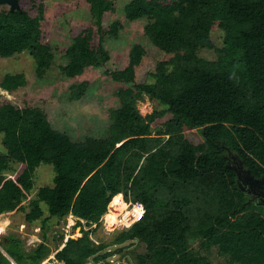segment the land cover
I'll return each mask as SVG.
<instances>
[{"label": "trees", "instance_id": "16d2710c", "mask_svg": "<svg viewBox=\"0 0 264 264\" xmlns=\"http://www.w3.org/2000/svg\"><path fill=\"white\" fill-rule=\"evenodd\" d=\"M87 1L96 29L82 30L67 47L61 68L70 78L107 63L110 55L102 39L116 35L121 26L115 21L107 30L102 27L113 0ZM124 14L129 21L146 18L145 35L171 56L157 63L151 81L135 82L144 54L135 43L126 67L108 72L114 81L130 85L117 90L120 106L110 113L109 136L74 141L53 128L41 108L16 106L0 95L5 148L0 153V216L24 212L25 221H39L42 239L25 249L24 239L8 234L0 238V247L17 264H40L51 252L52 222L72 214L82 235L68 238L54 254L64 264L89 258L111 264L112 255L138 242L146 251L133 264H212L199 252L212 248L223 257L222 264H264V208L248 202L237 182L240 166L264 177V0H129ZM42 16L41 3L36 16L21 5L15 10L0 6V57L28 51L38 77L53 59L43 42ZM214 27L221 31L220 47L211 40ZM203 48L214 50L216 59L199 57ZM24 84L23 74L8 73L0 90L12 93ZM87 85H72L71 97L81 98ZM144 97L163 108L142 115L136 104ZM167 114L170 118L156 123ZM185 128L198 129L203 142L189 141ZM12 162L25 168L8 178L4 172ZM41 163L53 166V183L30 197L32 176ZM119 193L124 200L142 202L145 211L110 243L95 245L90 230L101 225L103 214L116 210ZM196 240L195 250L191 243ZM109 245L121 247L108 250ZM4 252L0 264H12Z\"/></svg>", "mask_w": 264, "mask_h": 264}, {"label": "rangeland", "instance_id": "374dc122", "mask_svg": "<svg viewBox=\"0 0 264 264\" xmlns=\"http://www.w3.org/2000/svg\"><path fill=\"white\" fill-rule=\"evenodd\" d=\"M129 0H113V11L105 12L102 17V27L107 30L110 25L119 21L121 26L116 35H105L102 39L104 48L109 52L110 58L107 63L98 68L87 67L83 73L73 78L67 77L62 66L66 64L67 58L65 51L71 44L73 38L82 30L90 27L96 29L94 20L91 17L89 3L87 0H21L19 5L25 8L31 16L38 14V5H43V16L41 20V30L43 42H46L53 53V59L49 69L43 77H38L35 72V63L28 51L14 54L11 57H0V81L5 74L21 73L24 75L25 84L12 93L0 90L1 98L12 102L16 106H36L41 108L47 115V119L52 127L67 133L72 140H84L91 136L95 138H104L111 134L112 110L120 106L117 90L120 87L130 86L116 82L108 74L110 71L121 70L128 63V54L131 46L140 43L144 47V54L140 64L135 68V82L151 81L149 73L152 72L159 61L167 60L170 54H166L154 46L144 33L146 18L129 21L124 14V6ZM211 40L215 46H221V31L214 27L211 33ZM99 41V35L95 32L93 37L94 44ZM198 56L206 60H214L217 54L212 49H199ZM87 81L88 85L84 95L79 99L71 97V86ZM137 109L142 115L151 113L154 108L162 109L163 106L156 101H151L148 97L137 102ZM170 118L166 115L158 123H162ZM184 136L194 144L203 142L200 131L196 128H185ZM2 133H0V153L5 151L2 145ZM25 168L21 162H12L10 167L4 173L8 178H15ZM54 169L50 164L41 163L36 167L32 180L33 188L30 197H35L38 187L52 185ZM120 195L121 202L114 204L116 210L110 215L106 213L101 216V225L95 230L99 234V240L107 243L112 241L116 234L128 227L119 225L112 227L111 222H116L117 218H122L128 212V207ZM29 201V200H28ZM28 201H25L28 204ZM112 201V200H111ZM42 207L47 213L46 205ZM29 208H27V211ZM109 211V205L107 207ZM24 212L8 213L0 216V238L8 234H14L29 244L33 248L41 239L39 221L29 223L25 221ZM66 218L52 222L49 230V239H53V232L64 233L74 232L76 221L72 218ZM68 222H70L68 224ZM72 222V224H71ZM74 223V225H73ZM85 221L81 220L82 227L89 229L84 225ZM122 223V221H120ZM71 224V225H70ZM111 226V227H109ZM123 226V227H122ZM53 241V240H52ZM121 247L120 245L114 249ZM191 247L199 249L198 241H193ZM121 253H116L109 261L111 264H133L136 261V255L144 253L146 247L143 243H134L131 246L123 248ZM212 264H222L223 257L218 255L215 248L211 251L204 252Z\"/></svg>", "mask_w": 264, "mask_h": 264}, {"label": "water", "instance_id": "95a60500", "mask_svg": "<svg viewBox=\"0 0 264 264\" xmlns=\"http://www.w3.org/2000/svg\"><path fill=\"white\" fill-rule=\"evenodd\" d=\"M1 5H7L10 10L20 8L19 0H0ZM237 182L240 189L249 195L248 202L255 198L254 203L264 208V177L256 178L240 166L237 170ZM0 250L4 252L1 247Z\"/></svg>", "mask_w": 264, "mask_h": 264}, {"label": "crops", "instance_id": "0c3cea01", "mask_svg": "<svg viewBox=\"0 0 264 264\" xmlns=\"http://www.w3.org/2000/svg\"><path fill=\"white\" fill-rule=\"evenodd\" d=\"M69 216V215H68ZM70 217L72 218V221L77 220V218L73 215H70ZM74 225V223H73ZM85 228V227H84ZM91 232L89 233V237L91 238V240L95 243V245H98L100 242H105L103 240H99L100 237L99 234L97 233V231L94 230H90ZM62 235H60L59 233L57 234L56 232H53L51 234V236H53V241L50 239L49 240V248H50V254L42 261L40 262V264H64V261H58L54 258V254L59 251L60 249H62V247L65 245L66 241L68 240V238H79L81 237L82 233L80 231V226L76 227L74 232H68V229L65 230L64 233H61ZM50 235V234H49ZM61 236L62 238H60L61 241H59L58 237ZM119 245H109L107 246L108 250H113L114 248H116ZM25 249H28L27 247ZM5 253V252H4ZM6 254V253H5ZM6 256L8 257V259L11 261L12 264H17L15 263V261L13 259H11L7 254ZM116 256L112 255L109 259V261L111 260L112 257ZM83 264H96L93 262V260L91 258H89L87 260V262L83 263Z\"/></svg>", "mask_w": 264, "mask_h": 264}, {"label": "built area", "instance_id": "2783aa9c", "mask_svg": "<svg viewBox=\"0 0 264 264\" xmlns=\"http://www.w3.org/2000/svg\"><path fill=\"white\" fill-rule=\"evenodd\" d=\"M123 199V198H122ZM126 208L128 207V212L126 213V215H123L122 218H117L116 217V222L112 224V227H116L119 225H123L124 227H129L132 223H134L136 220H138L141 215L144 213L145 209H144V205L142 202L140 201H131L130 198L126 200V202L124 201ZM138 213V217H134V215ZM120 221H122V223H120ZM122 226V227H123ZM111 227V226H109Z\"/></svg>", "mask_w": 264, "mask_h": 264}, {"label": "flooded vegetation", "instance_id": "af4514ba", "mask_svg": "<svg viewBox=\"0 0 264 264\" xmlns=\"http://www.w3.org/2000/svg\"><path fill=\"white\" fill-rule=\"evenodd\" d=\"M242 176H243V174H242ZM249 196V195H248ZM252 200L254 201L255 200V198H252Z\"/></svg>", "mask_w": 264, "mask_h": 264}, {"label": "bare ground", "instance_id": "6f19581e", "mask_svg": "<svg viewBox=\"0 0 264 264\" xmlns=\"http://www.w3.org/2000/svg\"><path fill=\"white\" fill-rule=\"evenodd\" d=\"M69 223H70V222H68V224H69ZM71 224H72V222H71ZM71 224H70V225H71Z\"/></svg>", "mask_w": 264, "mask_h": 264}]
</instances>
